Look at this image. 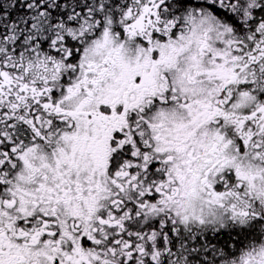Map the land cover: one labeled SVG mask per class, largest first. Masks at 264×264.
<instances>
[{
	"label": "snow or ice",
	"instance_id": "6c2138e0",
	"mask_svg": "<svg viewBox=\"0 0 264 264\" xmlns=\"http://www.w3.org/2000/svg\"><path fill=\"white\" fill-rule=\"evenodd\" d=\"M0 264H264V0H0Z\"/></svg>",
	"mask_w": 264,
	"mask_h": 264
}]
</instances>
